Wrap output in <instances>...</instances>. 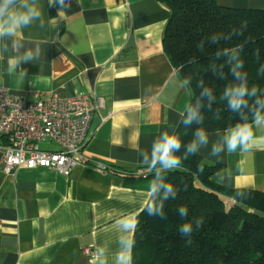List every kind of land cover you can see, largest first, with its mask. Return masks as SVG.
I'll use <instances>...</instances> for the list:
<instances>
[{
    "label": "crops",
    "instance_id": "0c3cea01",
    "mask_svg": "<svg viewBox=\"0 0 264 264\" xmlns=\"http://www.w3.org/2000/svg\"><path fill=\"white\" fill-rule=\"evenodd\" d=\"M218 3L264 10V0ZM9 7H32L40 16L0 36V87L26 102L56 92L89 96L92 104L101 98L105 108L89 128L83 153L90 163L69 176L24 167L5 174L0 136V264H115L121 238L134 236L119 221H137L151 195L150 183L132 173L149 166L161 133L175 135L191 102L163 46L170 10L158 0H14ZM226 131L206 133L196 153L221 165V185L264 192V126L253 127L250 151L228 153L225 146L213 155Z\"/></svg>",
    "mask_w": 264,
    "mask_h": 264
},
{
    "label": "trees",
    "instance_id": "16d2710c",
    "mask_svg": "<svg viewBox=\"0 0 264 264\" xmlns=\"http://www.w3.org/2000/svg\"><path fill=\"white\" fill-rule=\"evenodd\" d=\"M158 1L170 10L164 50L191 94L188 109L200 119L184 124L187 109L177 127L178 169L161 170L159 180L150 166L140 168L146 178L132 175L150 185L170 184L175 192L164 199L163 189L151 191L149 203L162 208L157 216L148 215L147 207L138 215L132 264H264V192L221 185L215 178L221 165L187 152L199 129L225 131L251 123L256 110L264 114V10L227 8L218 0ZM242 82L255 95L232 111L224 92ZM186 223L189 235L180 232Z\"/></svg>",
    "mask_w": 264,
    "mask_h": 264
},
{
    "label": "built area",
    "instance_id": "2783aa9c",
    "mask_svg": "<svg viewBox=\"0 0 264 264\" xmlns=\"http://www.w3.org/2000/svg\"><path fill=\"white\" fill-rule=\"evenodd\" d=\"M34 102H26L0 87V136L2 147L1 170L11 175L21 167L47 168L64 176L82 164H89L84 156L88 132L96 113L105 108V101L97 98L91 103L89 96L63 98L58 93L38 94ZM43 143L55 144L59 150L43 149ZM100 172L110 167L96 163ZM146 178V170L133 172ZM84 256L94 254L92 247L83 250Z\"/></svg>",
    "mask_w": 264,
    "mask_h": 264
},
{
    "label": "clouds",
    "instance_id": "9594fccd",
    "mask_svg": "<svg viewBox=\"0 0 264 264\" xmlns=\"http://www.w3.org/2000/svg\"><path fill=\"white\" fill-rule=\"evenodd\" d=\"M14 0H3L0 3V36L12 35L21 26H27L31 21L40 16V12L32 7H29L27 11H19L10 9ZM53 2V0H50ZM242 65L237 64L236 67L239 68ZM233 76L242 80L240 74L233 70ZM207 91V90H206ZM255 89L249 91L245 83H241L239 86L226 89L224 96L227 99V104L230 110L238 111L241 107L247 106L246 96L255 95ZM260 107L264 108V102L260 103ZM198 111L193 108L188 109V116L184 120V124H191L193 120H199ZM264 126V114L260 110H256L251 123L237 124L235 127L230 128L226 131V134L222 138V143L213 146L212 154L217 155L224 150L225 146L228 153H235L238 149L242 152H247L254 146V141L256 139L253 132V127ZM208 136L203 129H199L196 132V138L188 145L187 152L195 153L198 150V145L207 144ZM181 147V140L176 135H170L167 132H163L160 138L154 142L151 160L148 162L149 166L154 169L157 173V179H160L161 170H172L178 169L181 166V159L176 155ZM147 160V156H145ZM202 171V168L200 169ZM159 189H163L164 199H167L168 195L171 194L175 197V192L170 184H165L162 181L157 184L153 183L150 186V190L153 194H156ZM147 213L150 216H157L160 213L162 205H157L154 203H149L147 206ZM180 214L186 215L187 209L181 207ZM121 229L127 234H132L135 230L137 221L130 220L128 218H122L119 221ZM191 225L184 224L180 228V232L184 235L191 234ZM133 239L121 238L120 245L121 250L116 255L115 264H132L131 249L133 247ZM95 264V261H93Z\"/></svg>",
    "mask_w": 264,
    "mask_h": 264
},
{
    "label": "rangeland",
    "instance_id": "374dc122",
    "mask_svg": "<svg viewBox=\"0 0 264 264\" xmlns=\"http://www.w3.org/2000/svg\"><path fill=\"white\" fill-rule=\"evenodd\" d=\"M41 147H42V148H44V147H45V145H42Z\"/></svg>",
    "mask_w": 264,
    "mask_h": 264
}]
</instances>
